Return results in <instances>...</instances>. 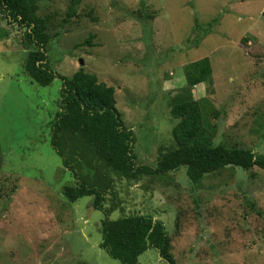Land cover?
I'll use <instances>...</instances> for the list:
<instances>
[{"label": "rangeland", "instance_id": "rangeland-1", "mask_svg": "<svg viewBox=\"0 0 264 264\" xmlns=\"http://www.w3.org/2000/svg\"><path fill=\"white\" fill-rule=\"evenodd\" d=\"M37 13L48 21L53 71L83 67L115 88L138 165L156 169L175 147L171 106L185 65L204 57L213 84L193 95L214 105L215 143L264 153V0H41ZM28 46L0 8V264H122L101 247L106 213L94 196L63 193L77 184L52 145L63 80L32 81ZM62 148L81 180L106 191L110 218L164 223L176 264H264V168L228 166L193 182L183 165L129 179L77 135L65 133ZM139 264L164 261L151 246Z\"/></svg>", "mask_w": 264, "mask_h": 264}, {"label": "trees", "instance_id": "trees-1", "mask_svg": "<svg viewBox=\"0 0 264 264\" xmlns=\"http://www.w3.org/2000/svg\"><path fill=\"white\" fill-rule=\"evenodd\" d=\"M39 1L0 0V8L9 20L25 29L27 44H32V47L28 46L24 62L31 80L40 85L50 84L57 76L63 80L60 110L50 124L52 145L63 157L64 164L74 170L77 180L76 185L64 187V195L70 201L86 195L94 196V207L106 213L101 221V247L122 264H139V256L151 246L158 249L164 264H176L171 239L162 221L142 213L110 218L109 210L104 207L106 191L79 178L76 166L62 148L63 135H77L94 155L129 179H139L146 173H167L184 165L190 179L199 182L206 174L228 166L244 170L254 166L264 168V153L256 154L252 149L215 143L216 126L210 119L214 105L208 97L197 99L193 95L196 85L213 84L211 61L204 57L185 65L186 86L182 87V93L176 96V102L171 106L172 116L178 120L172 128L175 147L161 155L156 169L138 165L133 154L135 136L117 108L115 88L99 81L96 74L83 67L71 76L51 69L47 60L51 37L47 32V19L37 13ZM70 15L75 14L71 11ZM217 22L218 19H214L210 23L209 31Z\"/></svg>", "mask_w": 264, "mask_h": 264}, {"label": "water", "instance_id": "water-1", "mask_svg": "<svg viewBox=\"0 0 264 264\" xmlns=\"http://www.w3.org/2000/svg\"><path fill=\"white\" fill-rule=\"evenodd\" d=\"M81 63H82V64H84V62H83V61H82Z\"/></svg>", "mask_w": 264, "mask_h": 264}]
</instances>
